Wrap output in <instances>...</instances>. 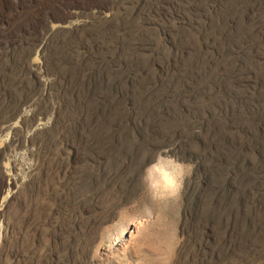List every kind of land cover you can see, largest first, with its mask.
Listing matches in <instances>:
<instances>
[{"label": "rangeland", "instance_id": "1", "mask_svg": "<svg viewBox=\"0 0 264 264\" xmlns=\"http://www.w3.org/2000/svg\"><path fill=\"white\" fill-rule=\"evenodd\" d=\"M257 8L234 24L254 25L246 46L256 66L235 77L230 108L264 90V75L259 84L255 77L264 69V5ZM215 17L204 0H0V264H264V124L259 150L220 169L203 151L224 146L204 131L194 129L193 156H183L185 145L148 138L153 127L138 132L108 116L117 115L116 96L88 97L93 120L84 115L76 133L66 124L78 120L69 108L86 93L72 96L64 77L117 81L131 64L132 111L136 86L155 90L172 73L161 50ZM3 95L23 100L13 108ZM219 99L216 91L182 104L198 111ZM205 118L224 128L208 111ZM101 136L109 148L90 149Z\"/></svg>", "mask_w": 264, "mask_h": 264}, {"label": "trees", "instance_id": "2", "mask_svg": "<svg viewBox=\"0 0 264 264\" xmlns=\"http://www.w3.org/2000/svg\"><path fill=\"white\" fill-rule=\"evenodd\" d=\"M204 4L215 9V23L210 26H201L191 37L189 35L182 40L181 43L187 44V49L191 51L188 52L189 61L187 63L184 61L185 53H187L184 45L174 44L169 51L167 49L161 50L163 56L160 57V62L162 64L166 63L168 69L173 68L172 73L162 78L161 85L155 90H150V88L143 85L136 86L134 96L138 95L141 102L139 101L132 111L127 108L128 102L132 99V96L128 93L129 78L127 77L134 70V66L131 64H126L122 75L118 77L117 81L105 78L103 73L99 77L91 76L92 74L88 77L84 76L81 81H79L80 77L78 75L69 80L64 77V83L61 84L68 89L66 91L71 92L72 96L75 95L78 98L79 95L86 93L85 100L80 99L71 102L69 114L75 115V117L78 115V120L67 122L66 124L69 125L67 128L74 129L76 133L78 125L81 124L85 115L84 104L87 102L88 97L96 98V96L105 95L112 100L116 96L117 115H114L111 110L108 116H114V118H117V122L121 124L126 123L129 125V123H132L138 132L143 129L148 133L151 130L150 127H153L152 129L155 130H152V134H149L148 138L154 140L162 138L164 142L189 145V148L184 146L181 153L183 156H193L190 153V147L197 140V136L194 134L195 128L208 134L211 137L212 144L224 146V152L220 153L219 151H213L211 147L203 151V156H210L211 161L218 162L216 167H219V169L223 167L222 161L225 159L230 164L235 165L242 161L246 150L258 151L261 142L260 131L262 124H264V104L262 106L259 100L263 98L264 90L252 96L249 94V96H244V100H250L243 102L244 106L240 108L230 107L231 104H236L231 95V92L234 95L238 92L234 84L235 77L239 73L245 74L248 68L256 66L252 58L255 48L250 47L249 49L246 46L251 38V32L254 31V25L249 27L250 30L249 28L240 30L234 24L237 19L243 18L252 10L259 9L257 7L264 5V0H204ZM209 47L212 48V51L207 50ZM242 48H244L242 51L243 56H245L244 59L236 52L237 49L241 50ZM164 50L167 51L166 54H164ZM215 62L218 65L223 64L225 69L223 75H218L215 71ZM263 75L264 69L259 67L258 74H255L258 84L263 81L261 80ZM4 82L2 81V83ZM227 83H230V85H226ZM226 86H229V88ZM216 91L221 99L216 100L214 103L205 101V105L203 104L200 108L201 110L196 111L183 107L182 101L187 96L198 99L199 96L212 94ZM61 93L62 90L58 91L56 96L59 97ZM168 95L172 97L171 100H169ZM3 98L8 99L10 107L13 108L17 107L19 101L23 100V96H20L18 100L10 95L8 97L3 95ZM207 111L208 115L219 119L218 125L224 127L223 129L218 127L216 129L205 124L207 119H204V117L207 115ZM134 113L139 115L134 116ZM91 117V115H85V120H87L85 123L91 122L90 120H93ZM160 120H162L163 127H160L157 123ZM97 122L100 124L102 120L98 119ZM156 123L160 129L151 126L157 125ZM230 124L235 125V134L226 131ZM105 137L101 136L100 142L97 140H95L96 143L92 142L95 145L89 148L92 150L97 148H101L102 151L107 150L109 144L104 146L107 142V139H104ZM127 137L128 134L125 133L124 138L126 140ZM66 138H70V133ZM230 138L231 141L228 142Z\"/></svg>", "mask_w": 264, "mask_h": 264}]
</instances>
